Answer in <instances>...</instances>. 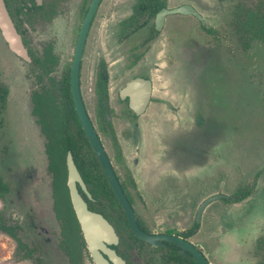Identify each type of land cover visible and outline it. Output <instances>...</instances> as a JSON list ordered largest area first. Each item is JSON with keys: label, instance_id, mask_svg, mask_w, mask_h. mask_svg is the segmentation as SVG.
I'll return each instance as SVG.
<instances>
[{"label": "rangeland", "instance_id": "obj_1", "mask_svg": "<svg viewBox=\"0 0 264 264\" xmlns=\"http://www.w3.org/2000/svg\"><path fill=\"white\" fill-rule=\"evenodd\" d=\"M184 1L187 0H173V4ZM189 1L203 14L206 26L218 30L220 42L206 36L192 17L174 16L171 23L179 31L175 44L164 43L162 58L156 51L147 53L144 61L159 74L173 73L161 76L152 72L156 91L169 90L175 101L183 95L174 110L176 115L181 114V122L175 115L167 120L164 105H160L163 116L155 120L153 131L164 136L171 134L176 139L182 124L190 147L200 134L201 141L204 140L196 149L200 158L191 154L189 162H184L187 166L174 159L153 161L151 171L142 138L130 140L121 136L123 155L122 159H113L114 164L119 172L126 167L135 174L132 177L137 188L128 176L123 177L131 187L137 213L153 231L179 232L192 223L198 207L208 197L231 195L240 184L254 183L255 191L238 203L212 201L203 212L197 233L200 237L195 242L210 264H260L264 260V244L257 248L256 240L264 238V43L254 41L246 52L239 48L229 25L234 0ZM43 29L32 28L35 35L29 40L30 46L39 50L43 39L52 40L60 57L59 73L70 65V37L59 33L57 23ZM183 48L194 52L191 55L188 50L182 51L181 55ZM105 54L111 57L113 94L119 82L120 63L125 61L127 53ZM96 56L93 51L87 54L82 74V92L92 114L96 99ZM36 71L32 64L11 53L0 36V72L11 88L0 126V172L11 184V192L6 202L0 199V212H4L9 222L23 226L20 234L24 240L42 245L46 264H68L60 248L63 237L60 223L53 211L52 174L48 169L45 140L34 118L30 121L38 133L35 143L30 129L23 123L31 112L30 93L39 85ZM172 80L176 83L169 84ZM170 100L164 102L175 104ZM182 106L185 111H181ZM151 112L150 107L143 123L149 121ZM194 128L196 131H191ZM106 145L113 156L108 140ZM198 161L203 162L198 165ZM146 169L151 176L144 175ZM168 169L179 176L158 177ZM16 246V241L0 230V264H33L15 256ZM240 246L242 251H235ZM161 253L159 249L144 246L142 251L132 250L130 255L135 263L151 257L160 264ZM82 264L94 263L85 258Z\"/></svg>", "mask_w": 264, "mask_h": 264}, {"label": "flooded vegetation", "instance_id": "obj_2", "mask_svg": "<svg viewBox=\"0 0 264 264\" xmlns=\"http://www.w3.org/2000/svg\"><path fill=\"white\" fill-rule=\"evenodd\" d=\"M4 3L18 33L21 35V38L23 40L25 47L27 48L31 60L27 61L19 57L16 53H14L10 49L9 44L3 35L2 29L0 28V36L3 39L6 48L10 50L11 53L16 55L19 59H22L28 64H32V66L38 70L36 71L37 74L35 75V79L36 82L39 83V85L37 86V88L33 89L30 93L31 112L29 114L28 117L29 119H27V122L23 119V121H25L23 123L25 124L28 130L30 129L29 130L30 135H32L33 142L35 143L38 137V133L35 131L34 124L32 125L30 121V119L32 120V118H34L35 125L36 127L37 126L39 127L41 135L45 140L44 147L46 154H47L46 144L49 140L47 133L43 130V127L47 131L52 133L61 124V120L60 118L59 119L55 118L45 108L42 109L41 115L33 114L34 103L32 98L34 93H38L46 96L53 95V97H55L54 98L55 103L58 104L59 107L62 106L63 95L61 90H59V87L62 80H64V77L69 75L71 99L75 109L76 118L80 124L81 131L78 132L76 130L73 131L71 134L72 137L71 143L68 142L70 143L69 145L73 149L72 148L68 149L65 154V162L67 169V173H66L67 187H68V167H67L68 152H71L74 162L82 178L83 176H106L108 180L107 177L108 175L103 169V166L99 161V158L82 126V123L80 121L79 115L75 107V103L71 91L72 62L77 47L79 45L80 36L85 35L83 53L80 61V70H79V84H80L81 96L88 117L91 120L96 130V133L100 139V142L105 149V152L113 167L115 175L119 180L121 188L135 213L139 227L142 230L151 234L165 233V234L181 236L182 238H184L185 240L189 241L194 246H196L205 255L203 249L199 247V245L195 242V238L197 239L198 237L199 239L200 237L198 236L197 233L199 232L198 230L201 226L203 212L212 201L209 204H207V206L204 208L203 212L201 213L200 219L197 221L198 210L201 204L205 201L204 200L198 207L195 218L192 221V223L189 224L183 230L174 233L158 231V230L153 231L149 228L147 223L137 213L135 206V198L131 192V187L127 185L126 179L123 177V176H128L129 181L133 183L134 188H137L136 182L132 177L135 176V174H132V172H130V170H128L126 167H124L122 171L119 172L114 164L113 159H118V158L122 159L123 150L121 148V136L130 140L142 138L143 148L146 149V151L149 153V162L147 164H149L148 166L151 171H152L151 167L153 161L163 162V161H172L174 159L177 162L179 161L182 166H187L184 164V162L185 161L189 162L191 154L193 158H197V157L198 159L200 158L199 152L196 151V149L198 148L197 146L198 144H200L201 141L200 134L197 135V140H195V143L193 145L191 144L192 147H190L189 145L190 141L188 142L187 137H185L183 134L184 130L182 124H180L181 129L176 139L171 134L169 136H164L161 133L155 132V130L153 131L156 125L155 120H160L163 116L161 115V111L159 109L160 105H164V110L167 113L166 116L167 120L171 119V117L175 115L179 123L181 122L180 121L181 114L179 116L178 114L176 115V113H174V110L179 106V104L178 106H176L177 105L176 103H179L181 101V97L183 95L180 97L179 101H175L173 100L172 94L169 90L156 91V82L154 80V77L152 76L153 75L152 72L153 71L156 72V70H152V69L150 70L148 68V64L144 61V57L146 56L147 53L157 51L159 53V58H162V55L164 54L165 51V49L163 48V44L165 43L166 45L169 46L175 44V40L179 31L172 26L171 21H173L172 17L174 16L192 17L194 20L198 22L200 29H202L205 32L206 36H210L213 42L217 41L219 43L220 37L218 34V30L206 26V21L203 14L200 13L199 10L197 9V6L192 4V2H190L189 0L181 2L178 5H174L173 0H4ZM185 4L191 5L203 17V19L198 17V15L195 13L184 14L179 12L166 13L163 19H161L160 17L158 18L159 13H161L163 10L173 9L175 7H179ZM232 18H233V14L231 9V19L229 21V25L232 33L235 36L236 42L239 46L237 35L231 25ZM53 23L55 24L57 23V25L59 26V33L62 36L70 37L68 46L70 52H72L70 65L68 67L61 68V71L59 73L57 69L59 68L60 57L58 52L53 46L52 40L43 39L41 41L43 45L40 46L39 50H33L32 47L30 46V41H29L35 35V32L32 30L33 27L42 26V30H44L43 27H48ZM254 41H260L264 43L263 40L255 39L251 41L250 47L247 50H243L240 46L239 48L242 51L246 52L252 47ZM47 47H50L52 53L58 57L57 65L52 71L49 72V74L43 73L41 69L33 63V57L35 55L43 56ZM187 50L188 52H191V55L194 52L193 49L183 48L180 52L181 55H182V51H187ZM90 51L91 52L93 51L97 54L96 62L94 63V67H95L94 93L96 95L94 114H92L89 111L82 92L83 67L86 60V56ZM112 52L118 53L120 55L121 53H127V55L125 56V61L120 63V69L118 73L119 82L116 90L113 91V94L111 92V87H110L112 77H111L109 61L111 57L105 54ZM181 60L184 61L183 58ZM156 73L159 74L158 72ZM170 74L173 73H166L165 75L169 76ZM159 75L165 76L162 74ZM135 79H142L143 80L142 84H140L139 86L129 85ZM173 83L174 84L176 83L175 80L174 81L172 80V83L169 82V84H173ZM100 86H102V93H103L102 95L100 94ZM146 94H148L149 99L143 104L141 100L145 97ZM169 99H171L170 100L171 102L174 101L175 104L171 103V105H167L166 102L164 101L165 100L168 101ZM150 107L153 110V112H151V118L149 119L148 122L144 121L143 123L142 120L145 119V116L148 114V112L150 113ZM181 111H185L183 110V106ZM194 126H196L195 122H194ZM194 130L195 128L192 129L191 131ZM221 136L223 137V135ZM107 140L109 141V144L114 152L113 156L110 153L111 149L108 148L106 145ZM203 141L204 140L202 139L201 142ZM202 162L198 161L197 163L199 165ZM80 166L82 167L85 166L86 169L85 174L82 172ZM150 170L149 173H147V169H146L144 175L148 174L149 176H151ZM159 176H179V175L168 169L161 171L158 177ZM52 181H53V177H52ZM85 184L89 193L91 194V197H89L88 194H86V192L82 189L79 183L77 186L80 194L87 202L89 209L101 213L113 225L118 235L119 238L118 243L109 244L108 246L114 249L116 253L126 261L127 264L158 263L156 261L155 263L151 259V257L147 259L145 262L135 263V261L132 260V256L130 255V253L132 252V250H136L137 252H140L142 251L144 246H150L155 249L166 248L168 243H172V242L164 241L163 246H154L148 243L147 241H144L139 237H137L133 233L130 227L126 211L122 206L121 202L119 201L116 193L114 192L110 182L109 184L116 198L118 199L121 208L118 206L117 207L112 206V204L101 194L95 195V193L91 191L93 186L90 182H85ZM247 185H252L253 192L255 191L256 185L254 183L240 184L237 187V189L240 186H247ZM237 189H235V191ZM235 191L231 195H227L228 196L227 198H220V199L223 201H225L224 199H229L231 196H233ZM250 195H248L244 199H247ZM52 196H53V190H52ZM69 198H70L72 210L74 212L79 227L78 240H77L78 244H76V247L75 245H73L72 247V249L75 250V255H76L75 262L76 264H82L85 258H88L91 259L94 264H96L91 255L83 230L81 228L76 212L74 210L71 201L70 191H69ZM215 200H219V199H215ZM227 203H238V202H227ZM54 207H55V202L53 197V211H54ZM54 214L56 219L59 221L61 227V221L57 218L55 211ZM118 225H121V229L119 228ZM61 234H62V227H61ZM133 236L137 237L139 241H137ZM63 240H64V236L62 237V240L60 242V248L64 251V253L67 256L68 264H71L70 257L66 249L62 246ZM172 244L178 247V251L180 253L191 254L189 251H181V248L177 244L175 243ZM261 244H264V238H259L256 240L257 248H259ZM30 245L38 247L39 250L38 253L41 254L44 264H46L42 245L38 243L30 244ZM162 253L159 259L160 264H175L173 260L169 261L168 263H165L164 260L162 259ZM103 254L107 259H109L107 254L105 253ZM191 256L193 257L192 254ZM24 260H31V259H24Z\"/></svg>", "mask_w": 264, "mask_h": 264}, {"label": "trees", "instance_id": "obj_3", "mask_svg": "<svg viewBox=\"0 0 264 264\" xmlns=\"http://www.w3.org/2000/svg\"><path fill=\"white\" fill-rule=\"evenodd\" d=\"M233 18L231 25L237 35L239 46L243 50L250 47L252 40L264 41V0H235L232 7ZM33 63L41 69L43 73L49 74L58 63V57L55 56L50 47H47L43 56L35 55ZM1 73V72H0ZM69 75L64 77L60 83L59 90L63 95L62 106L59 107L55 103L53 95H42L34 93L33 95V114L41 115L42 109L45 108L55 118H60L61 124L52 133L43 130L48 135L46 151L49 157L48 169L52 173V190L55 202L54 211L57 218L61 221L62 234L64 240L62 246L66 249L71 264H76L75 250L73 245L78 244V222L75 218L69 198V190L66 185V151L72 148L71 134L73 131H81L79 121L76 118L75 109L71 99ZM10 86L2 79L0 74V126L3 123L2 114L7 108L8 97L10 94ZM100 94L102 95V86H100ZM41 122V120H40ZM70 142V143H68ZM68 143V145H67ZM73 149V148H72ZM85 174V166H80ZM85 182L92 184L91 191L95 195H102L114 207H120L106 176H83ZM11 192V184L0 172V199L6 202L8 194ZM253 192V186H240L233 196L224 199L227 202H239ZM121 229V225H118ZM23 226L19 223L9 222L4 212H0V230L12 237L17 244L15 256L19 260L31 259L34 264H44L41 254L38 253V247L32 246L21 236ZM188 233V232H187ZM137 241L139 239L133 236ZM141 242V241H140ZM143 244V241H142ZM162 250V259L165 263L174 261L175 264H197L189 253H180L178 247L172 243H168L166 248H158ZM80 250V249H79ZM264 264V260L260 262Z\"/></svg>", "mask_w": 264, "mask_h": 264}, {"label": "water", "instance_id": "obj_4", "mask_svg": "<svg viewBox=\"0 0 264 264\" xmlns=\"http://www.w3.org/2000/svg\"><path fill=\"white\" fill-rule=\"evenodd\" d=\"M195 13L203 19V17L189 4H185L173 9H166L159 13L158 18H164L166 13ZM0 28L2 29L3 35L6 41L9 44L10 49L16 53L19 57L30 61L31 58L28 54L27 48L25 47L21 35L18 33L10 15L5 6L4 0H0ZM85 41V35L80 36L79 45L75 52L72 67H71V91L73 95V100L77 113L79 115L82 126L85 130V133L92 144L99 161L101 162L103 169L108 175V180L112 185L114 192L116 193L119 201L124 207L126 214L128 216V221L133 233L140 239L147 241L148 243L154 246H163L164 241H170L177 244L181 251H189L197 264H209V261L205 255L192 243L185 240L181 236L157 233L151 234L142 230L136 220L135 213L130 206L122 188L119 183L117 176L113 170V167L109 161V158L105 152L104 147L102 146L100 139L96 133V130L88 117L86 112L83 99L80 91L79 84V70H80V61L83 53V45ZM142 79H135L129 85L139 86L142 84ZM148 94L141 100L144 104L148 100ZM137 102V101H136ZM67 167H68V187L70 191L71 201L76 212L77 218L83 230L86 242L88 244L91 255L96 264H127L126 261L119 256L116 251L110 248L109 244L118 243V235L115 231L113 225L101 214L89 209L87 202L82 197L78 189V183L82 189L91 197L86 184L77 169V166L74 162L71 152H68L67 156ZM225 194H215L207 198L200 206L197 214V221L200 219L201 213L204 208L211 201L220 198H227ZM107 254L109 259H107L104 254ZM112 262H110V261Z\"/></svg>", "mask_w": 264, "mask_h": 264}, {"label": "crops", "instance_id": "obj_5", "mask_svg": "<svg viewBox=\"0 0 264 264\" xmlns=\"http://www.w3.org/2000/svg\"><path fill=\"white\" fill-rule=\"evenodd\" d=\"M235 251H239V252H241L242 250H241V246L240 247H237V248H235Z\"/></svg>", "mask_w": 264, "mask_h": 264}]
</instances>
